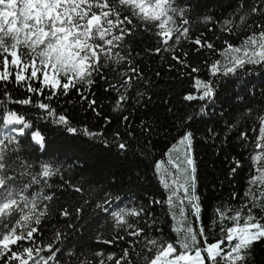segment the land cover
Returning a JSON list of instances; mask_svg holds the SVG:
<instances>
[{"label": "snow or ice", "instance_id": "obj_1", "mask_svg": "<svg viewBox=\"0 0 264 264\" xmlns=\"http://www.w3.org/2000/svg\"><path fill=\"white\" fill-rule=\"evenodd\" d=\"M155 67L190 80L183 101L196 108L177 115L171 93L158 95ZM257 69L264 77V0H0V264H257L256 246L264 245ZM10 104L30 105L35 118ZM85 105L102 124L77 118ZM197 117L215 153L238 143L249 164L243 191L211 205L207 218ZM48 132L146 161L166 195L149 194L133 167L127 181L119 168L103 183L85 175L79 158L69 164L52 154ZM243 163L232 155L227 175L235 179Z\"/></svg>", "mask_w": 264, "mask_h": 264}, {"label": "trees", "instance_id": "obj_2", "mask_svg": "<svg viewBox=\"0 0 264 264\" xmlns=\"http://www.w3.org/2000/svg\"><path fill=\"white\" fill-rule=\"evenodd\" d=\"M211 35V33H209ZM187 50V49H186ZM156 63H159V58H157ZM155 71H161V77L157 78V83L159 84L158 95H165L171 93L172 103L175 105L173 109L177 115L184 114L187 111H192L196 108L194 102L183 101V92L185 90L191 89L193 83L190 80L176 77L173 71L168 70L166 67L161 69L160 67H155ZM202 73L206 76L207 72L202 68ZM264 77L259 75V70L255 74V79L253 83L256 85L257 90L260 87V81ZM231 86H227L226 90H222L221 100L225 99L228 94H230ZM25 93L23 91L17 93V98H23ZM75 95V94H73ZM96 98L103 108L105 115L109 114L111 109L108 103V97L101 89L96 90ZM167 98V97H166ZM72 99V97H69ZM154 104H159L160 100L157 97H153ZM82 103V102H81ZM10 108H14L22 113L26 112L30 117L35 118L36 111L30 105H15L10 104ZM65 108H71V105H64ZM79 107V106H78ZM227 103L223 104V108L227 109ZM86 105L83 108H79L78 119L88 124L89 126H94L102 124V120H99L95 114L89 111H85ZM163 110L162 108L160 109ZM198 110V109H196ZM217 113L221 110V101L218 100L216 107L214 109ZM204 120L207 122V126H211L212 121L205 117ZM197 123L193 125V128L198 130V138H202L201 142L197 145V160H198V175H199V185L198 191L202 195L203 203L206 206V218L210 216L212 208L217 201L227 199L230 191L238 189L243 191V186L247 181L248 175V159L247 153L243 152L238 143H234L231 147H226L224 151L220 153H215L214 149L210 147L213 141L210 139H203L205 137V123L199 122V117H197ZM40 124H46L45 121H40ZM51 127H56L52 125ZM115 127V124H113ZM251 131V129H249ZM50 140V150L52 154L59 155L61 159L65 160L67 163L71 164L76 161L77 158L80 159V168L83 170L85 175L91 176L95 180H100L102 183L107 182L111 179L108 172L119 168L120 171L125 173L124 179L127 181V169L129 167L135 168L139 175L146 177L145 180L141 181L144 188L149 191V194L161 193L166 195V190L159 183L158 178L153 174V172L146 167V161H132L131 159H124L115 155V150L112 152L103 151V146L100 148L95 147L97 141H92L86 136L73 137L72 134H63L62 132H57L53 134L52 132L47 133ZM217 147L220 146V141H215ZM165 148L164 141L161 140L157 147V152H160ZM232 155H237L243 159V167L238 170V173L233 179L227 175L229 168V160ZM229 157L226 160L225 157ZM161 156L157 155L156 159H160ZM166 159V158H165ZM111 165V169H109ZM49 233L48 235H50ZM216 238H219V233H216ZM257 264H264V245H257L255 252Z\"/></svg>", "mask_w": 264, "mask_h": 264}]
</instances>
